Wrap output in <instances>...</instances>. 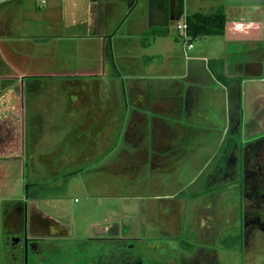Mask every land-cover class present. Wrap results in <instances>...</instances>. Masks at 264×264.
Instances as JSON below:
<instances>
[{"label": "crops", "instance_id": "0c3cea01", "mask_svg": "<svg viewBox=\"0 0 264 264\" xmlns=\"http://www.w3.org/2000/svg\"><path fill=\"white\" fill-rule=\"evenodd\" d=\"M217 10L225 16L224 34L202 36L186 49L179 22L195 12ZM161 31L165 34L159 35ZM116 41L117 65L137 63L142 70L119 71L117 89L98 91L95 85L91 89L81 83L104 75L108 61L115 63ZM10 44L17 47L11 49ZM32 44L51 51L26 55V45ZM0 45L5 66L0 73V169L4 163L19 162L23 178L27 171L45 170L50 178L62 167L69 172L81 168V163L57 166L53 163L57 161L104 162L115 156L117 169L149 168L159 176L171 163L181 161V154L190 158L191 166L205 153L209 161L221 157L222 164L212 168L205 189L214 197L233 185L236 161L242 157L245 166L248 158L240 148L221 152L220 143L231 130L234 135L248 130L252 133L247 144L255 142L259 136L254 133L264 128V0H0ZM67 54L80 55L82 64L103 69L75 73L68 69ZM2 57L11 60V66ZM47 65L59 67L47 71ZM54 77L62 83L50 89L46 82ZM67 82L78 88L69 89ZM8 178L0 171L4 192L10 189ZM22 189L18 198L1 195V202L9 203L3 218L12 264H17L11 239L16 238L17 223L26 222L33 237L40 232L72 233L42 207L57 195L40 186L29 190L26 182ZM219 206L215 213L201 212L197 218V226L208 232L198 234L204 244H209L207 236H212L218 221L223 223L218 218L224 223L228 218L227 209ZM244 221L240 223L243 245L248 239ZM161 223L160 230L167 234L159 236L168 237V228ZM154 231L152 225L140 234L147 247ZM149 232L153 235L148 237ZM189 250L186 257L202 250L217 257L202 243Z\"/></svg>", "mask_w": 264, "mask_h": 264}, {"label": "rangeland", "instance_id": "374dc122", "mask_svg": "<svg viewBox=\"0 0 264 264\" xmlns=\"http://www.w3.org/2000/svg\"><path fill=\"white\" fill-rule=\"evenodd\" d=\"M182 22L183 21H180L179 23ZM124 31L125 29L123 28L121 32ZM29 46L26 45V55H31L32 53L34 56H42L51 51V49L43 48V46L42 49L33 44L30 47ZM9 47L15 49L17 45L10 44ZM122 49H125V47H121V50ZM113 50L116 56L115 63L112 64L109 61L106 63L105 71L101 72L104 75L99 76V78L97 76L87 77V80H84L81 83H88L87 85L91 89L95 85L98 89H94L98 91L103 88L108 89L109 87L112 89L115 87L117 89V77L119 71L124 72L125 74H131L132 70H134V72L142 70V67H138L137 63L135 66L129 64L125 65L123 63H118L119 65H117V51L120 50V48L117 49V41L113 43ZM4 51L6 50H3V52ZM1 54L2 47L0 45V56ZM67 57L69 59L67 62L70 64L68 69L77 70L75 73L84 71L83 73L85 74H91V71L103 69L96 65L82 64L83 59H81L80 55L71 57L67 54ZM2 59L11 66V60L3 57ZM44 60L45 62H48L45 58ZM57 67L59 66L47 65L46 70H56ZM3 69H5V66L0 60V73L4 72ZM52 79L53 80L46 82L50 89L53 88V85L62 83L59 80L57 81L56 79L58 78L56 77ZM66 85L69 89L78 88V84L76 83L70 86V83L67 82ZM102 98H105L106 103L109 100L108 94H105ZM118 104L119 102L116 103V105ZM250 133L252 132L247 130L243 133L240 132L238 135H234L231 130L225 138L224 143H220L219 145L221 152L230 147H233L234 149L240 148V150L244 151L247 144L246 140L251 136ZM232 134L235 137L232 136ZM254 135L259 136L258 140H264V128L255 132ZM253 136L252 138H255V136ZM241 137H243V139ZM254 140L255 139H253V141ZM210 147L211 148L209 149L212 150L214 146L210 145ZM116 157L117 156H115L113 161L104 162L95 160L85 162H53L57 166H77L81 163V166H79L81 168L69 172L64 171L65 168L62 167V170L50 178L45 170H38L35 173L32 171L28 173L29 171H27L23 178L22 167L19 162L14 161L4 163L5 165L0 171H5L9 175L8 180L10 189L7 190V192L3 191L6 188L3 190L0 189V264H12L10 258L8 259V254L10 251L12 252V250L9 245H6L7 240L5 237L8 238V232L4 226L3 218V212L6 210L9 203H2L1 195L4 194L18 198V196L23 193L22 187L24 182L28 185L29 190L33 189L35 186H40L41 188H44L48 194L58 196V199L51 198L49 204L43 203L42 207L46 212L61 220L63 226L68 227L67 229L69 231L70 229L72 230V233L70 232L71 237L67 240L61 241V244H64L68 248L70 247L74 252H76L75 249L78 248L81 250L85 248L87 250V237H90L93 234L96 235L97 233H102L106 230L104 226H108L107 223L114 221L118 222L120 220L126 224L131 219L132 221L129 224L131 229H129L128 235V238L130 239H127L129 241L125 242L132 243L131 249L134 254L138 255V251L142 245V248L145 249V251H148L149 254L153 252L156 257L159 255L165 260L168 259V264H177L175 261L179 256L191 252L189 249L193 250L197 246L200 247L202 243L208 250L210 249L211 252L213 251L216 253L217 260L221 264H264L263 230L258 227L249 230L247 243L245 245L241 244L242 238L240 234L242 225L240 226V223L242 221L243 224L244 214L249 210L257 212V209H261L262 212L264 211V204L262 203L264 201L263 197H256L257 192L261 190L257 187L260 183V178L253 176L246 180V176H243L245 175V171L248 175L249 173L252 174V172H249L247 169L248 166H250L248 158L245 165L246 167L244 166L242 157L239 161H236L233 185L226 188L223 192L215 193V196L212 197L213 195H211V193H206L205 189L213 173L212 168L216 163L219 165L221 163L219 161V158H221L220 155L213 156L209 161V159L206 158L207 155L204 153L202 161L196 162L197 165L188 166L191 163L190 158L187 155L181 154V159H179L181 161H177L173 164L171 163L170 167L165 169L164 175L159 176L154 175L155 173L149 168H146L144 171L136 169L128 171L123 170V168L117 169ZM259 157L260 155L257 156V158ZM207 162V166L199 173V167H202V164ZM37 163L40 164L39 162ZM27 164L30 167V162H27ZM24 165H26L25 162ZM217 179H219L221 183L220 177ZM222 179L227 180L228 178ZM244 181L248 182L250 190V195L248 194L245 199H243ZM251 182L254 183L255 187L250 185ZM178 193L179 197L177 195ZM136 195L141 196L137 197ZM209 195H211V197H209ZM223 196H226L227 199L223 198ZM176 197H178L179 200H177ZM208 197L209 199H207ZM246 199L249 201L250 209L249 206L247 207V203L245 204ZM14 200L18 206V203H20L19 200ZM209 200H213V202H210ZM257 200L260 201L259 205ZM175 202L177 205H175ZM243 202L245 206L242 205ZM261 203L263 205H261ZM220 204H222L223 209H227L228 218L226 219V223H224L222 219L217 217L218 220L223 222H221L223 225L219 224L218 221V225L213 229L212 236H207L209 244H204L203 242L198 241L199 239L197 237L198 234L203 235V233L208 232L203 227H199L201 224L197 226V218L201 212L211 211L215 213L217 211L216 206H219ZM175 206L178 207L175 214L177 218H174L176 222L172 225L173 223L171 220L174 216L172 210L175 209ZM159 211H161L160 215ZM218 213L219 215L224 216V214H221L220 212ZM259 214L261 216L260 220H264V218H262L264 217V213ZM252 215H250V218H252ZM161 221L164 223V226L168 228L166 231L169 233L168 237L159 236L160 233L161 235L167 234L161 231L158 226V224L163 226ZM152 225L155 228L153 233L154 239L149 240L147 247L146 241L143 238H140V234L142 233L141 235H143L145 229ZM221 226L223 230L220 229ZM194 228L200 229V232H196L195 234L192 232ZM25 229L27 231V227H25ZM155 233H157V235ZM153 234H150L149 232L147 235L149 237ZM135 238L138 239L135 240ZM165 255L168 257L166 258ZM145 261L147 264H151L149 261Z\"/></svg>", "mask_w": 264, "mask_h": 264}, {"label": "flooded vegetation", "instance_id": "af4514ba", "mask_svg": "<svg viewBox=\"0 0 264 264\" xmlns=\"http://www.w3.org/2000/svg\"><path fill=\"white\" fill-rule=\"evenodd\" d=\"M259 155L261 158H258L256 164L258 171L263 175L257 187L264 189V143L260 144V150L256 153V156ZM251 186L255 187L253 182H251ZM262 197L264 199V193ZM257 203L259 205L260 201H257ZM262 203L264 204V201ZM262 203L261 205H263ZM175 204L177 205L176 202ZM172 211L174 212V216L171 221L172 225H174L176 222L174 218H177L175 215L177 206ZM259 213H264V211L258 210L255 213L257 215L252 218L247 216V212L244 214V225L247 227L246 235L249 236V230L254 227H258L264 231V220H260L261 216ZM131 221L130 219L126 224L120 220L118 222L107 223L108 226H104L106 230L102 233L87 237V250L85 248L82 250L78 248L75 249L76 252L71 250L70 247L68 248L64 244H61V241L71 237L66 232L63 233L61 231L57 235L52 236H46L40 234L43 233L40 232L38 233L39 235L33 237L30 235L28 228L27 231L25 229L28 224L22 221L14 226L16 238H11L15 250L14 257L17 264H147L145 260L151 264H168V259L165 260L159 255L156 257L153 252L149 254L148 251L142 248V245L138 251V255L132 252V243L125 242L129 241L127 239H130L128 235L129 229H131L129 225ZM165 257L167 258L168 256L165 255ZM175 262L177 264H218L217 262L219 261L213 253L202 250L196 252L191 257H186L185 255L179 256Z\"/></svg>", "mask_w": 264, "mask_h": 264}, {"label": "trees", "instance_id": "16d2710c", "mask_svg": "<svg viewBox=\"0 0 264 264\" xmlns=\"http://www.w3.org/2000/svg\"><path fill=\"white\" fill-rule=\"evenodd\" d=\"M185 20L188 24V33L191 36V40L193 41H195L197 38H200L202 36L221 35V34H224L225 32V16L221 10H217V11L210 12V13L195 12V13L187 15L185 17ZM158 33L159 35H162V34H165V31H161ZM262 143H264V140L257 139L255 142H250L246 144L245 155H247L249 159V165H250L248 166L247 169L249 170V172H252V174L249 173V175L247 173L246 180H248V178H251L253 176H257L261 178L263 175L260 171H258V166L256 164L258 162L256 153H258V151L260 150V144ZM245 184L246 185H245V191H244V199L248 194L250 195L248 182H245ZM260 189L261 190L257 192L256 197H260L264 193V189L262 188ZM256 197H253V198H256ZM247 201L248 200L246 199L245 204L247 203L246 205L247 207L249 206V209H250L249 201L248 202ZM252 213L254 216L257 215L255 214L256 212L249 210L247 211V216H249L250 218V215H252Z\"/></svg>", "mask_w": 264, "mask_h": 264}, {"label": "built area", "instance_id": "2783aa9c", "mask_svg": "<svg viewBox=\"0 0 264 264\" xmlns=\"http://www.w3.org/2000/svg\"><path fill=\"white\" fill-rule=\"evenodd\" d=\"M178 28L182 30V39L184 42V47L187 48H192L193 46V40H191V36L188 33V24L186 20L184 19L182 23L178 24Z\"/></svg>", "mask_w": 264, "mask_h": 264}]
</instances>
